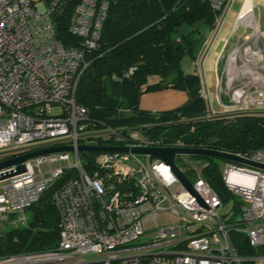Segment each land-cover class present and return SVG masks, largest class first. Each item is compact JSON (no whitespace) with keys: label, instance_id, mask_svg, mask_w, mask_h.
<instances>
[{"label":"built area","instance_id":"obj_1","mask_svg":"<svg viewBox=\"0 0 264 264\" xmlns=\"http://www.w3.org/2000/svg\"><path fill=\"white\" fill-rule=\"evenodd\" d=\"M70 1L75 6L68 31L80 40V47L73 48H65L57 39L52 19L64 0L49 5L44 0H0V163L47 148H74L29 159L23 164L24 173L8 179L2 178L16 174L17 166L0 170L1 232L6 231L4 222L26 225L28 209L65 172L75 171L53 195L59 246L47 252L0 256V264H262L264 257H239L231 236L244 234L253 248L264 243L262 169L219 165L225 186L242 205V219L230 224L224 219L226 202L205 179L210 162L194 159L201 157L175 158L194 194L170 164L152 155L96 152L94 168H84L78 148L101 146L102 140L113 137L124 142L116 147H184L160 146L140 131L123 136L114 128H95L99 119L78 104L77 91L90 66L87 55L100 46L110 1ZM210 2L215 11L225 8L226 14L204 42L198 66H204L233 0ZM248 2L218 61L223 71L217 102L228 111L208 112L207 118L264 110V45L256 7L251 3L245 11ZM208 96V91H201L203 99ZM233 155L264 165V150ZM181 159L184 168L177 165ZM159 214H170L175 222L148 229L147 222Z\"/></svg>","mask_w":264,"mask_h":264},{"label":"trees","instance_id":"obj_2","mask_svg":"<svg viewBox=\"0 0 264 264\" xmlns=\"http://www.w3.org/2000/svg\"><path fill=\"white\" fill-rule=\"evenodd\" d=\"M44 1L49 5L53 0ZM64 1L61 11L57 9L52 15L56 37L65 48L80 47V40L68 31L74 1ZM109 1L100 46L87 55L90 66L83 73L77 91L78 104L99 119L96 129L114 128L123 136L140 131L166 147L180 144L187 149L227 154L264 150V113L207 118L209 107L199 92L200 75H186L182 69L184 55L198 61L206 38L194 30L176 37L177 29L205 22L213 32L217 20L224 18L225 8L215 11L210 0ZM131 69L135 70L133 75L126 77ZM154 77L159 80L152 83ZM164 90L195 95L173 111L153 113L140 109L143 95ZM123 143L113 137L102 140L100 145L112 147ZM97 155L82 154L86 170L94 168L93 159ZM194 159L210 162L205 179L225 202L236 200L225 186L214 159ZM73 176L75 171L65 172L47 189L40 201L28 209L25 226L6 229L4 233L0 229V256L47 252L59 246V214L53 195ZM231 236L239 257L260 255L244 234L233 232Z\"/></svg>","mask_w":264,"mask_h":264},{"label":"rangeland","instance_id":"obj_3","mask_svg":"<svg viewBox=\"0 0 264 264\" xmlns=\"http://www.w3.org/2000/svg\"><path fill=\"white\" fill-rule=\"evenodd\" d=\"M254 2L256 6V21L261 28V39L264 44V0H254ZM233 3L231 5L229 13L227 14L225 18V22L221 28L219 36L214 42V46L212 47L209 53V57L204 63V66H201V65L198 66L196 60H194L192 57L188 55H184L182 57V69L186 75L198 74L202 76L203 67H204L205 73L207 75V78H205L204 81H205V85H207L210 89V92H211L210 100L214 108H217L216 106H218L217 93L219 89V75H221L223 71V64H221V66L218 67L215 61V57L220 52L223 41L228 39V37H231L232 35L233 29H234V26L237 20V16L240 13V7H242V4H243V0H233ZM207 28H208V25L205 22H199L194 27L183 25L177 29L176 37L188 35L193 30L201 32V34L206 37H211L212 34L211 32L207 30ZM238 33H241V30ZM263 74H264V71H263ZM158 80L159 78L154 77L151 79V82L155 83ZM210 100H208L209 104H210ZM223 101L226 103L229 102L227 97H223ZM221 110H223V108ZM258 112L264 113V110H259ZM1 153L2 152H0V159L2 157ZM83 153L84 152H81V156ZM93 154H96V153H93ZM141 158L146 160V158L143 156H141ZM214 160L218 165L223 166L224 168L229 167V166L247 167L245 165H241V164H238L232 161L218 160V159H214ZM177 165L179 166V168H184L185 162L182 159L177 160ZM261 172H264V170H261ZM174 188H176V186ZM241 208H242L241 201L237 197H236V200L231 199L230 201L226 202L225 208H224L225 222L231 224V223L240 221L242 219V209ZM28 218L29 216L27 212V221H28ZM173 222H175V219L170 214H159L156 219L149 220L147 222V228L152 229L156 227H162L165 225H169ZM3 225L5 226L6 229L10 230L11 228H14V227L25 226V223L24 222H16V223L4 222ZM256 249L260 255L258 257H248V258L264 257V248L260 246V247H257ZM255 264H258V262ZM262 264H264V261Z\"/></svg>","mask_w":264,"mask_h":264},{"label":"water","instance_id":"obj_4","mask_svg":"<svg viewBox=\"0 0 264 264\" xmlns=\"http://www.w3.org/2000/svg\"><path fill=\"white\" fill-rule=\"evenodd\" d=\"M79 152L84 153H93V152H131L133 154L141 155H152L155 158L162 160L165 163H168L172 166L176 176L180 179V181L184 184L186 189L194 194V189L188 179L182 174L175 165V158L176 156H189V157H201V158H212L218 160H226L232 161L238 164L259 168L264 170V165L258 164L249 160L242 159L233 154L221 153L216 151H209V150H202V149H187V148H124V147H110V146H80L78 148ZM74 151L73 147H52L43 150H39L30 154H26L20 156L18 158H14L5 162L0 163V170L11 167L17 166L16 174L13 173L11 175H7L2 179H8L12 176L19 175L25 172V166L23 165L24 162L28 161L29 159L52 154V153H61V152H69Z\"/></svg>","mask_w":264,"mask_h":264},{"label":"crops","instance_id":"obj_5","mask_svg":"<svg viewBox=\"0 0 264 264\" xmlns=\"http://www.w3.org/2000/svg\"><path fill=\"white\" fill-rule=\"evenodd\" d=\"M248 1L255 6L254 0H248ZM244 2H245V0H243V4H244ZM243 4H242V6H243ZM241 9H242V7H240V12H241ZM238 16H237V19H238ZM207 30L209 32H211V29H210L209 26H208ZM204 37L206 39L209 38V37H206V36H204ZM217 37H216V39H217ZM229 38L230 37H228V39ZM216 39H215V41H216ZM228 39L223 41L221 50L217 54V56L215 57V61H216L217 66H218V61H219L222 53L224 52V50L227 49L226 47H227ZM215 41H213L211 49L214 46V42ZM234 41H236V38H235ZM211 49H210V51H211ZM210 51H209V53H210ZM208 57H209V55H208ZM203 70H204V68H203ZM202 76L200 75V77H201V86H200L199 92L201 94V91H208L209 92L208 100H210L211 92H210L209 87L207 85H205V81H204V79L207 78L205 70L203 71V75ZM193 95H195L193 92L186 93V92L178 91V90H164V91L157 92V93L145 94L141 98L140 109L143 110V111H147V112H160V113L173 111V110H176V109L180 108L184 104H186L188 102V100L190 99V97H193ZM208 100H207V103H208V107H209L208 108V112L209 113L213 112L214 114H221V113L224 114V113H226L228 111L226 109L225 110L224 109L221 110L222 108H221V106H219V104H218L219 107L216 106L217 108H214V106L211 103V100H210V104H209ZM226 104H228V103H226Z\"/></svg>","mask_w":264,"mask_h":264},{"label":"bare ground","instance_id":"obj_6","mask_svg":"<svg viewBox=\"0 0 264 264\" xmlns=\"http://www.w3.org/2000/svg\"><path fill=\"white\" fill-rule=\"evenodd\" d=\"M250 5H251V3H250V2H248V3H247V6H246V8H247V9L245 8V11H247V10H248V8H249V6H250Z\"/></svg>","mask_w":264,"mask_h":264}]
</instances>
